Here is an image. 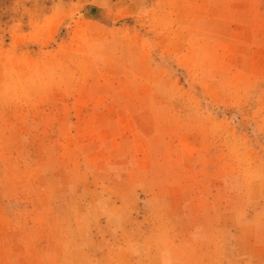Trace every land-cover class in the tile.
<instances>
[{
	"label": "rangeland",
	"instance_id": "obj_1",
	"mask_svg": "<svg viewBox=\"0 0 264 264\" xmlns=\"http://www.w3.org/2000/svg\"><path fill=\"white\" fill-rule=\"evenodd\" d=\"M0 264H264V0H0Z\"/></svg>",
	"mask_w": 264,
	"mask_h": 264
},
{
	"label": "trees",
	"instance_id": "obj_2",
	"mask_svg": "<svg viewBox=\"0 0 264 264\" xmlns=\"http://www.w3.org/2000/svg\"><path fill=\"white\" fill-rule=\"evenodd\" d=\"M95 9V7H91V10H94Z\"/></svg>",
	"mask_w": 264,
	"mask_h": 264
}]
</instances>
